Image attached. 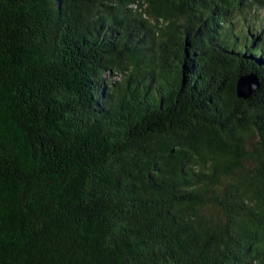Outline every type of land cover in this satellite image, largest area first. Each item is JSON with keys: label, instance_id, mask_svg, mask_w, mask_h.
Instances as JSON below:
<instances>
[{"label": "trees", "instance_id": "16d2710c", "mask_svg": "<svg viewBox=\"0 0 264 264\" xmlns=\"http://www.w3.org/2000/svg\"><path fill=\"white\" fill-rule=\"evenodd\" d=\"M0 264H264V0H0Z\"/></svg>", "mask_w": 264, "mask_h": 264}, {"label": "water", "instance_id": "95a60500", "mask_svg": "<svg viewBox=\"0 0 264 264\" xmlns=\"http://www.w3.org/2000/svg\"><path fill=\"white\" fill-rule=\"evenodd\" d=\"M257 85V79L253 74L240 76L237 80L238 94L242 96L249 95Z\"/></svg>", "mask_w": 264, "mask_h": 264}, {"label": "rangeland", "instance_id": "374dc122", "mask_svg": "<svg viewBox=\"0 0 264 264\" xmlns=\"http://www.w3.org/2000/svg\"><path fill=\"white\" fill-rule=\"evenodd\" d=\"M261 12H262V14H263V10H262ZM238 17H239V14H236V18H234V20L238 19ZM240 22H241V20H239V23H238L235 27H238L239 24H240ZM235 31H236V30H235ZM249 140H250V143L248 142L247 147H248L249 149H251V145H252L251 142H252V141H258L259 139H258V136H257V135H253V137L249 138Z\"/></svg>", "mask_w": 264, "mask_h": 264}]
</instances>
